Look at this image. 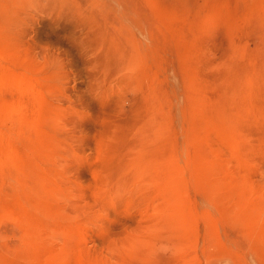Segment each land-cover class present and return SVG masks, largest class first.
<instances>
[{"label": "rangeland", "instance_id": "rangeland-1", "mask_svg": "<svg viewBox=\"0 0 264 264\" xmlns=\"http://www.w3.org/2000/svg\"><path fill=\"white\" fill-rule=\"evenodd\" d=\"M0 264H264V0H0Z\"/></svg>", "mask_w": 264, "mask_h": 264}, {"label": "clouds", "instance_id": "clouds-1", "mask_svg": "<svg viewBox=\"0 0 264 264\" xmlns=\"http://www.w3.org/2000/svg\"><path fill=\"white\" fill-rule=\"evenodd\" d=\"M48 3L68 16H74L80 13L91 15L118 10L120 0H85V3H81V0H48Z\"/></svg>", "mask_w": 264, "mask_h": 264}, {"label": "bare ground", "instance_id": "bare-ground-1", "mask_svg": "<svg viewBox=\"0 0 264 264\" xmlns=\"http://www.w3.org/2000/svg\"><path fill=\"white\" fill-rule=\"evenodd\" d=\"M15 110V109H14Z\"/></svg>", "mask_w": 264, "mask_h": 264}]
</instances>
